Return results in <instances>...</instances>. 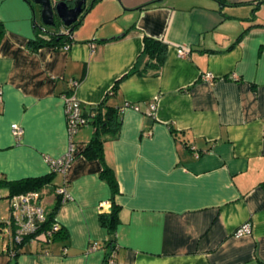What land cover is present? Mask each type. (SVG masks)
I'll use <instances>...</instances> for the list:
<instances>
[{
	"label": "crops",
	"instance_id": "obj_1",
	"mask_svg": "<svg viewBox=\"0 0 264 264\" xmlns=\"http://www.w3.org/2000/svg\"><path fill=\"white\" fill-rule=\"evenodd\" d=\"M258 24L264 0H95L67 49L33 50L35 27L52 30L40 6L0 0L1 177L51 172L44 156L68 148L64 95L74 94L85 111L104 101L120 118L117 138L104 144L118 192L112 195L101 177L102 161L82 155L93 128L81 126L72 163L51 180L68 184L69 197L54 215L61 234L47 244L27 243L11 258L0 231V264H105L112 251L119 264H264ZM145 36L166 44L157 73L143 52ZM126 101L139 109L121 108ZM12 123L23 128L19 139ZM45 196L50 208L55 194L47 188L42 202ZM111 200L119 206L113 235L99 221ZM245 222L250 232L234 235Z\"/></svg>",
	"mask_w": 264,
	"mask_h": 264
},
{
	"label": "trees",
	"instance_id": "obj_2",
	"mask_svg": "<svg viewBox=\"0 0 264 264\" xmlns=\"http://www.w3.org/2000/svg\"><path fill=\"white\" fill-rule=\"evenodd\" d=\"M66 1L71 4L72 0ZM94 1L95 0H90V2L86 4L82 14L79 16L77 21L70 26H65L58 17H55L53 25H45L47 27H51L52 30H47L46 28L41 26L35 27V38L30 41L29 45L32 47L33 50H36L38 47L41 46H52L54 48L60 49L64 45H70L73 41V31L75 27L78 25L84 13L88 10V8L92 5ZM61 27H63V29L57 31L58 28ZM143 41V52L148 56V65H150L154 69V72L157 73L165 58L166 44L160 40L148 36H145ZM83 111L84 114H88L91 117L89 123H91L92 125L93 132L90 139L82 150V155L86 158H98L102 161L103 164L100 175L101 177L107 180L111 188L112 195H114L116 192H118V183L113 168L107 165L104 161V144L107 141L116 139L118 136L120 128L118 108L111 107L107 105L104 101H101L100 103L92 106L89 110ZM172 131L174 132L175 136L178 137L183 143L186 142V139L182 138L183 133H179L178 131H175L173 129ZM54 173L55 172L51 171L47 175L27 177L18 180H7L6 178L0 176V191L6 190L7 192L5 196L7 198L13 194L25 193L28 191H38L42 196L44 194V189L50 188L54 192L55 197L52 206L49 208V210H47V218L42 224L43 227H47L50 226L53 220L55 219V212L60 203H62L61 196L55 192V187L58 185H52L51 183L52 176L54 175ZM118 211L119 206L113 200H111L109 210L101 211L99 213V221L101 225L106 227V229L112 235L114 234L115 227L119 222ZM7 218L0 219V231L1 226L4 224V221ZM61 230L62 226L57 231L53 232L51 240L59 236L62 232ZM1 234L2 236H0L2 238H5V235L2 231ZM111 241L113 242V239L109 242ZM47 243L41 242V244ZM25 244L26 243L24 241L20 243H13L11 246L13 252L9 256L11 258H15L20 253V250L24 247ZM5 249L6 252L9 254V250L7 248ZM106 259L107 257H105V260Z\"/></svg>",
	"mask_w": 264,
	"mask_h": 264
},
{
	"label": "built area",
	"instance_id": "obj_3",
	"mask_svg": "<svg viewBox=\"0 0 264 264\" xmlns=\"http://www.w3.org/2000/svg\"><path fill=\"white\" fill-rule=\"evenodd\" d=\"M69 45H64L62 48L67 49ZM178 55L184 56L185 51L178 48ZM205 80H212L211 72L202 74ZM70 86H76L77 81L71 79ZM131 107L135 110L139 109L136 103L124 102L121 108ZM155 104H149L148 110L153 112ZM64 110L66 118V129L68 134V148L67 151L56 158L44 156L45 161L50 167L52 172H66L68 166L72 163L75 157V142L73 140L74 134L77 130L89 123L90 115L84 114L81 102L74 96V94L64 95ZM12 135L19 139L23 133V128L17 124H11ZM196 154H198L196 152ZM55 192L61 196V201L64 202L68 199V184L64 182L55 187ZM9 216L1 226V231L6 238L5 248L9 250V255L12 254L11 249L13 243H20L24 241L27 243L49 242L52 233L57 231L61 224L57 220H53L50 226L43 227L42 224L47 218V210L42 203V196L38 191H28L25 193L13 194L8 197ZM250 232L249 222L241 224L236 228L234 235L242 236ZM97 243L90 244L89 249H95ZM105 264H119L115 259V253L112 251L105 260Z\"/></svg>",
	"mask_w": 264,
	"mask_h": 264
},
{
	"label": "water",
	"instance_id": "obj_4",
	"mask_svg": "<svg viewBox=\"0 0 264 264\" xmlns=\"http://www.w3.org/2000/svg\"><path fill=\"white\" fill-rule=\"evenodd\" d=\"M40 6V17L44 25H53L54 18L58 17L65 26H70L82 14L87 0H31Z\"/></svg>",
	"mask_w": 264,
	"mask_h": 264
},
{
	"label": "rangeland",
	"instance_id": "obj_5",
	"mask_svg": "<svg viewBox=\"0 0 264 264\" xmlns=\"http://www.w3.org/2000/svg\"><path fill=\"white\" fill-rule=\"evenodd\" d=\"M5 191H0V219L7 218L9 215L8 198L5 196ZM49 197L44 198L43 205L49 208Z\"/></svg>",
	"mask_w": 264,
	"mask_h": 264
}]
</instances>
